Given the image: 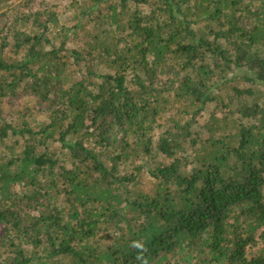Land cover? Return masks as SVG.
<instances>
[{
  "label": "trees",
  "instance_id": "trees-1",
  "mask_svg": "<svg viewBox=\"0 0 264 264\" xmlns=\"http://www.w3.org/2000/svg\"><path fill=\"white\" fill-rule=\"evenodd\" d=\"M7 1L0 264H264V0Z\"/></svg>",
  "mask_w": 264,
  "mask_h": 264
},
{
  "label": "rangeland",
  "instance_id": "rangeland-1",
  "mask_svg": "<svg viewBox=\"0 0 264 264\" xmlns=\"http://www.w3.org/2000/svg\"><path fill=\"white\" fill-rule=\"evenodd\" d=\"M40 1L41 2L44 1V2L50 3V4H52V3L55 4L56 5L55 8H56L57 12L62 15V19H64V20L67 19L68 16L70 15V12L66 9L65 2H63V0H34V2L30 5H28L27 7H22V5H21L22 3L25 2V0H10V1H7L8 2L7 6H8L9 11L13 10L14 12H20L21 10L34 11L39 7ZM2 11H4V10H1L0 13ZM246 103L251 108H253V97L246 99ZM172 114H173V111H172ZM168 115H170V114H168V113L165 114V116H168ZM206 116H207V114L205 115L204 118L197 116L196 117L197 118V124H198V122L199 123L204 122V120H206ZM219 116H221V114H219ZM163 121L165 123L169 124V121H167V120H163ZM159 133H160V130H156L155 136H157ZM141 183L143 186H147V187L150 186L149 178L146 177L145 175L143 176ZM3 235H4V226H3V224H0V237H2Z\"/></svg>",
  "mask_w": 264,
  "mask_h": 264
}]
</instances>
